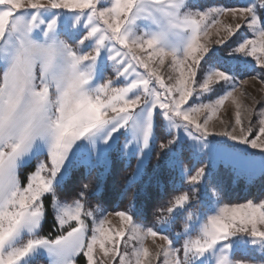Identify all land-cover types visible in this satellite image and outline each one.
<instances>
[{"label": "snow or ice", "instance_id": "obj_1", "mask_svg": "<svg viewBox=\"0 0 264 264\" xmlns=\"http://www.w3.org/2000/svg\"><path fill=\"white\" fill-rule=\"evenodd\" d=\"M244 76L264 0H0V264H264V199L219 180L264 181Z\"/></svg>", "mask_w": 264, "mask_h": 264}, {"label": "trees", "instance_id": "obj_2", "mask_svg": "<svg viewBox=\"0 0 264 264\" xmlns=\"http://www.w3.org/2000/svg\"><path fill=\"white\" fill-rule=\"evenodd\" d=\"M135 163V161H133ZM150 167V165H149ZM32 169H26V171H31ZM117 181V187L120 186L121 177L117 175L115 177ZM221 184L223 185L226 191V201L233 204L244 203L247 200L251 199L254 202H259L260 199H264V181H262L258 176L254 179H250L249 177H239L236 178L232 174L224 173L219 177ZM185 189H180V191L175 192L173 194H180L181 191ZM167 198V197H166ZM67 201L71 202L69 198ZM95 201H93V206L95 205ZM128 205V201L125 198L123 202L112 201L109 205L106 206V211L109 212H118L124 210ZM49 211H51V205H48ZM151 219V209L149 212ZM51 229L46 228L45 233ZM235 258H241L237 255Z\"/></svg>", "mask_w": 264, "mask_h": 264}, {"label": "rangeland", "instance_id": "obj_3", "mask_svg": "<svg viewBox=\"0 0 264 264\" xmlns=\"http://www.w3.org/2000/svg\"><path fill=\"white\" fill-rule=\"evenodd\" d=\"M199 2L201 4H205V5H216V4H225V5H229V6H242L246 0H199ZM223 22L227 23V22H231L229 21V19L227 17H222L221 18ZM241 35H243V33H241ZM253 75H255V73H253ZM241 79H245L248 81V83L245 85V88H247V90L254 96H256L258 99L264 95V91H262V89H264V84H262L258 79L257 80H253L248 76H244L241 77ZM239 91V90H238ZM215 97H213L214 99ZM229 107H234L231 105V101H225V108H229ZM224 111L225 109L222 108L220 110L219 113H217L216 117H213V121L210 123H215L217 126V129L219 130L220 128V124H219V119L218 118H226L224 117ZM237 131H239V129H237ZM68 203H71L69 201H67ZM116 212H109L106 211V215H107V219L111 222V226L114 229H119L122 227L121 224V220L118 216L115 215ZM161 243V241L157 238V240L154 242L151 238L147 239L144 244L146 247L149 248V250L154 254L156 251V245ZM38 264H47L46 260L41 259Z\"/></svg>", "mask_w": 264, "mask_h": 264}]
</instances>
